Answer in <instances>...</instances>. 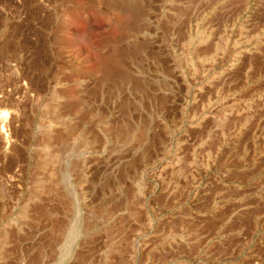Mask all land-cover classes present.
Returning a JSON list of instances; mask_svg holds the SVG:
<instances>
[{
    "label": "rangeland",
    "instance_id": "rangeland-1",
    "mask_svg": "<svg viewBox=\"0 0 264 264\" xmlns=\"http://www.w3.org/2000/svg\"><path fill=\"white\" fill-rule=\"evenodd\" d=\"M0 264H264V0H0Z\"/></svg>",
    "mask_w": 264,
    "mask_h": 264
}]
</instances>
